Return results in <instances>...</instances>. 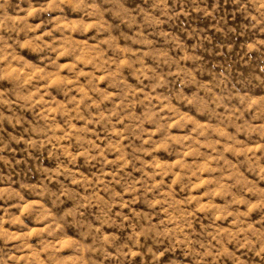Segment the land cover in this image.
Masks as SVG:
<instances>
[{
  "label": "clouds",
  "instance_id": "obj_1",
  "mask_svg": "<svg viewBox=\"0 0 264 264\" xmlns=\"http://www.w3.org/2000/svg\"><path fill=\"white\" fill-rule=\"evenodd\" d=\"M0 264H264V0H0Z\"/></svg>",
  "mask_w": 264,
  "mask_h": 264
}]
</instances>
